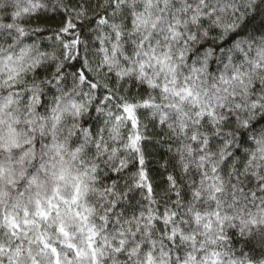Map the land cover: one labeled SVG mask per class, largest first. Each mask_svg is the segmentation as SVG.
Returning a JSON list of instances; mask_svg holds the SVG:
<instances>
[{"label": "snow or ice", "instance_id": "1", "mask_svg": "<svg viewBox=\"0 0 264 264\" xmlns=\"http://www.w3.org/2000/svg\"><path fill=\"white\" fill-rule=\"evenodd\" d=\"M0 264H264V0H0Z\"/></svg>", "mask_w": 264, "mask_h": 264}, {"label": "trees", "instance_id": "2", "mask_svg": "<svg viewBox=\"0 0 264 264\" xmlns=\"http://www.w3.org/2000/svg\"><path fill=\"white\" fill-rule=\"evenodd\" d=\"M155 158H158V156H156ZM152 158L150 157V160H151Z\"/></svg>", "mask_w": 264, "mask_h": 264}]
</instances>
